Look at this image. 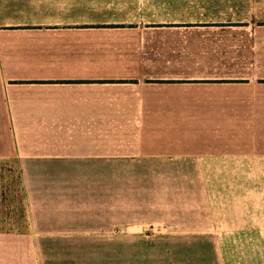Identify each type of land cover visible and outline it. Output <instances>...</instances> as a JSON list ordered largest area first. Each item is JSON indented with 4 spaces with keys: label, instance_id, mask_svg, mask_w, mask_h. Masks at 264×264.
I'll return each mask as SVG.
<instances>
[{
    "label": "crops",
    "instance_id": "obj_1",
    "mask_svg": "<svg viewBox=\"0 0 264 264\" xmlns=\"http://www.w3.org/2000/svg\"><path fill=\"white\" fill-rule=\"evenodd\" d=\"M28 228L0 264H264V0H0V160ZM220 188V183H218Z\"/></svg>",
    "mask_w": 264,
    "mask_h": 264
},
{
    "label": "rangeland",
    "instance_id": "obj_2",
    "mask_svg": "<svg viewBox=\"0 0 264 264\" xmlns=\"http://www.w3.org/2000/svg\"><path fill=\"white\" fill-rule=\"evenodd\" d=\"M263 170L226 172L218 173L221 180L214 178V193L224 196L243 197L244 202L258 197V203H236L229 204L232 210H258L264 211V162L260 163ZM20 168L18 162L13 160H0V232H25L28 228V220L25 212V202L20 190L13 193L7 202H2L1 191L4 186L11 187V184L18 180ZM220 183V188L218 186ZM17 186V183H16ZM17 188V187H16ZM14 188V189H16ZM17 191V189H16Z\"/></svg>",
    "mask_w": 264,
    "mask_h": 264
},
{
    "label": "trees",
    "instance_id": "obj_3",
    "mask_svg": "<svg viewBox=\"0 0 264 264\" xmlns=\"http://www.w3.org/2000/svg\"><path fill=\"white\" fill-rule=\"evenodd\" d=\"M17 183V186H16ZM17 187V188H16ZM16 188V189H14ZM18 190L21 191V193L23 194V186H22V177L21 174L18 178V180H16L15 182H13L11 184V187H3V190L1 191V197H2V202H7L13 195V193L18 192Z\"/></svg>",
    "mask_w": 264,
    "mask_h": 264
}]
</instances>
